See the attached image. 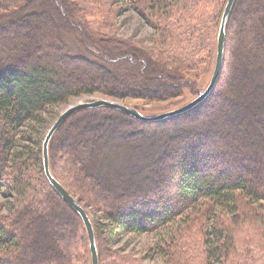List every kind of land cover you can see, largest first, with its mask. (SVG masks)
Masks as SVG:
<instances>
[{
    "label": "trees",
    "instance_id": "obj_1",
    "mask_svg": "<svg viewBox=\"0 0 264 264\" xmlns=\"http://www.w3.org/2000/svg\"><path fill=\"white\" fill-rule=\"evenodd\" d=\"M123 1L128 0H112ZM206 1L192 0L182 8L183 0H135L152 21L155 15L165 14L172 20L178 9L182 13L180 21L195 20L196 10ZM75 4L70 0H0V180L9 177L7 190L20 202L11 216L0 215V264H75L84 259L78 253L82 241L89 249L80 215L63 201L44 173V136L33 142L35 147L24 145L21 141H32V136L18 137L22 128L42 123L45 110L70 97L103 93L119 99L152 101L163 98V92L174 96L191 83L185 77V66L179 63L176 73L174 68L159 70L135 51H115L113 43L100 44L75 17ZM261 9L264 0H235L226 24L220 79L209 96L191 110L162 120L142 121L109 107L84 109L70 116L53 135L49 143L53 176L79 202L83 199L103 209L104 218L114 228L112 234L116 235L115 230L155 231L184 210L210 199L227 217L217 214L216 209L209 217L205 264H264V80H255L253 72L243 68L249 66V58L259 57L255 70L263 71ZM257 18L259 24L254 23ZM251 29L256 49L246 56L242 49ZM67 36L87 53L72 51ZM51 48L53 51L48 50ZM118 66H126L123 77L112 71ZM130 68L139 79H130ZM98 70L103 74L81 76ZM72 73L75 82L67 80ZM222 81L228 90H235L237 100H231L234 113L211 122L210 128L191 125L193 111L210 99ZM256 89L262 94L260 100L248 101L245 108L248 92L253 94ZM141 126L157 128H148L147 133L137 129ZM118 135L122 140L113 144L117 149L130 144L135 149L142 138L146 153L134 172H130L126 160L127 174L114 183L96 171V165L110 157L109 153H97ZM82 145L87 147L85 151L78 149ZM63 212L68 229L58 232L51 228L49 244L45 224L61 223ZM93 226L100 264L104 248L111 241L109 237L104 239L101 226L94 222ZM240 227L249 251L245 256L237 251Z\"/></svg>",
    "mask_w": 264,
    "mask_h": 264
},
{
    "label": "rangeland",
    "instance_id": "obj_2",
    "mask_svg": "<svg viewBox=\"0 0 264 264\" xmlns=\"http://www.w3.org/2000/svg\"><path fill=\"white\" fill-rule=\"evenodd\" d=\"M70 1L74 4L76 3L74 6L77 20H79V17L80 22L84 23L86 32L88 34L91 33L101 42L100 44H103L102 42H110L113 43L115 51L122 49L135 51L139 57L147 59L151 67L154 66L159 68V70L160 68H174L173 72L176 73L179 64H181L185 66L184 71L187 74L185 77L191 83L181 88L180 92L176 91L177 93L174 96H167L168 92H163V98L152 101L132 97L119 99L103 93L70 97L67 102L50 106L45 110L43 112L42 123L36 125L30 124L21 129L18 137L22 135L32 136V141H21L24 145L35 147L33 142L40 136L45 137L57 117L69 106L80 101L106 98L132 106L143 114L156 115L183 106L197 97L208 86L215 65L217 36L226 0H207L206 3L196 10L197 14L194 15L196 17L195 20L182 19L181 21L179 20L182 14L180 12L181 9H178L177 13L172 14L174 15L172 20H169V15L165 14L166 16L155 15L156 18H152V21L144 11V14L141 12L142 6L140 3L135 2V0L115 3L112 0ZM191 2L192 0H187V2L183 0L182 8L183 6L190 5ZM192 10L189 13H192ZM258 13L263 14L264 10L261 9ZM259 22L258 18L254 19V23L259 24ZM248 35L247 44L242 49L243 54L246 56L250 55L249 51L254 52L256 49V41L252 29ZM67 37L66 43L72 51L75 53H87L81 45L72 41L71 37ZM48 50L53 51L52 48ZM258 60H261V58H249V66L243 68L247 71L250 69L253 72V78L261 82L264 80V64L261 62L262 73L255 70L256 66L260 63ZM125 70L126 66L112 67V71L119 77L124 76ZM102 74L103 72L98 70L82 73L81 76L94 78ZM130 79H139L135 70L131 68ZM67 80L75 82L77 79L74 78V73H72L68 74ZM224 86L222 81V84L215 90L210 99L193 111L192 114L195 117L192 119L191 125L199 129L210 128L211 122L225 120L227 116L229 118L234 113L231 100H237L234 97L236 96L234 95L235 90H228ZM159 88L162 89L163 86L160 85ZM223 89L225 92H223ZM259 89H256L253 94L248 92L246 99L243 98V100H246L243 101L245 108L248 109V101L258 102L260 100L263 91L260 89V93ZM197 91L200 92L198 93ZM221 94L222 96H220ZM219 96L221 98L218 99ZM248 114V110L244 109V115L248 116ZM141 127L137 129H142L146 132L149 129L154 131V128H157L155 126ZM57 135L61 138L59 134ZM120 140H122V137L116 136L110 145H108L109 148L105 147L103 151L97 153V156H101L100 154L104 152L110 154V157L103 158L101 164L96 165V171L108 177L114 183L121 182L124 179V175L127 174L129 168L127 167L126 160L130 164V172L131 170L134 172L136 171V167L139 168L140 159L146 153L144 139L140 138L138 140V145H136L135 149H133L131 144L130 147L117 149L113 144H115V141ZM78 149L85 151L87 147L82 145ZM35 176L37 177V174ZM37 178H35L36 183ZM9 181V177H3L0 180L2 184V188H0V215L3 216H11L14 213L13 208L20 207V202L11 196L7 190ZM77 198L79 197L77 196ZM79 200L80 204L86 208L91 220L102 227L101 229L105 233L104 239L106 240L109 237L111 241L106 246L104 245V254L100 264H197L199 262L205 264V229L209 225V221L212 220L209 217L214 214L213 209H216L217 214L226 215L222 212L221 207L213 206L215 205L213 201L204 199L195 206L192 205L193 207L184 210L170 223L155 231L123 233L115 230V235L112 234L114 230L113 226L104 218L103 209L91 205L86 200ZM66 215L65 212L61 213V223L57 225L51 226L46 222L45 240L49 244H51L50 236H53L51 233L52 229L58 232L68 229V225L65 224ZM243 233L240 227L237 234L238 247L240 248L237 251L241 256L249 254L248 248L245 245V234L243 235ZM84 241H82L84 246L82 245L78 252L84 259L83 261H77L75 264H91L90 251ZM247 245L249 246V244Z\"/></svg>",
    "mask_w": 264,
    "mask_h": 264
},
{
    "label": "water",
    "instance_id": "obj_3",
    "mask_svg": "<svg viewBox=\"0 0 264 264\" xmlns=\"http://www.w3.org/2000/svg\"><path fill=\"white\" fill-rule=\"evenodd\" d=\"M234 2L235 0H227L224 11H223V15L221 18V23H220V27L218 31V36H217L216 60H215V65H214L213 73L209 81V84L206 87V89L200 92L199 95L195 97L193 100L184 104L181 107H178L176 109L166 111L163 113H159L156 115L143 114L132 106H128L121 102L106 99V98H96V99L89 100V101H80L76 104L69 106L67 109H65L57 117L55 122L52 124V126L46 133L44 140H43V145H42L44 173L48 181L50 182V184L54 187V189L62 197L63 201L66 202L74 211H76L80 215L84 223L87 236H88L89 249H90V255H91V264H99V256H98V249H97V244H96L94 226L90 218V215L88 214L86 208L82 206L80 202L53 176L51 169H50L49 143L54 133L63 124V122L66 121L70 116L84 109L109 107L115 110H119L127 115H130L142 121H157V120L166 119L168 117H172V116L184 113L188 110H191L192 108H194L201 102H203L215 88L218 82V79L220 77V74H221L223 61H224V52H225L226 24H227L229 15L231 13L232 7L234 5Z\"/></svg>",
    "mask_w": 264,
    "mask_h": 264
}]
</instances>
